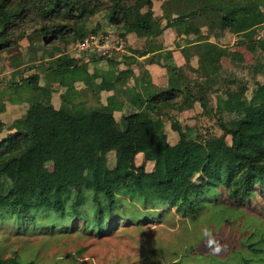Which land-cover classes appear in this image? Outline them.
I'll list each match as a JSON object with an SVG mask.
<instances>
[{
  "label": "trees",
  "instance_id": "trees-1",
  "mask_svg": "<svg viewBox=\"0 0 264 264\" xmlns=\"http://www.w3.org/2000/svg\"><path fill=\"white\" fill-rule=\"evenodd\" d=\"M156 3L163 10L159 18L154 12ZM195 11L198 13L193 14ZM206 11L213 16L207 32L199 24ZM103 13H107L111 30L103 31L102 44L109 40L110 32L119 34L127 44L130 34L153 40L173 27L188 43L184 51L187 63L191 65L197 57L198 71L207 79L221 69L224 57L243 60L239 50H235V56L230 53L233 38L235 48L245 46L253 54L260 49L264 54V42L258 41L264 30V0H196L185 5L181 0H0V55L26 38V28L21 25L28 21L38 25L34 31L42 38L39 43L64 46L70 42L74 50L87 38L99 37ZM92 20H97L96 26L89 28ZM56 38L58 43L53 42ZM86 55L91 57L88 61L85 56L60 52L44 63L63 76L75 72L85 61H115L122 52L114 48L111 59L92 50ZM40 59L30 68L15 72L20 76L19 83L17 78L1 79L16 83L17 90L30 87L36 91V97H28L21 111L17 100L9 99V125L0 120V223L8 219L16 224L14 234L30 229L46 237L92 230L101 235L121 224L137 225L174 210L184 218L196 219L208 203L217 200L220 188H225L232 200L241 201L258 194L256 183L264 192V82L258 83L251 99L245 96L248 83L241 82L238 90L223 92L225 97L221 96L215 107L208 92L199 96L187 88L192 78L184 67L171 63L175 78L167 87L158 88L152 82H147L148 87L141 85L152 92L148 99L140 95V100L154 114L146 110L118 119L116 110L125 105L113 96L92 108L54 104V96L46 97L36 90L41 86L39 71L30 73L44 64L45 59ZM259 64L255 73L264 72V62ZM118 73L115 83L125 87L132 70ZM186 95L207 115L235 114L221 122L224 133L220 138L205 140L198 134L193 136L191 130H175L173 123L167 129L160 115L166 112L171 120L179 119L172 109L183 110ZM5 104L0 114L6 110ZM11 113L16 116L12 120ZM82 120L88 121V128L82 126ZM169 132L178 137L176 143L169 142ZM227 137L232 140V149L240 141L238 150L244 156L235 151L231 156L211 154L209 145ZM193 142L202 152L199 162ZM74 221L82 227L72 226ZM33 255L25 262L39 264L40 253L35 246ZM20 261L16 256L0 257V264Z\"/></svg>",
  "mask_w": 264,
  "mask_h": 264
},
{
  "label": "rangeland",
  "instance_id": "rangeland-1",
  "mask_svg": "<svg viewBox=\"0 0 264 264\" xmlns=\"http://www.w3.org/2000/svg\"><path fill=\"white\" fill-rule=\"evenodd\" d=\"M194 1L196 0H181V4L185 5ZM154 12L156 17H162L163 10L160 8V3H156ZM196 13L198 12L195 11L193 14ZM106 15L107 13L102 14L101 23L103 26L98 30L99 37H97V40L95 37V44L92 47L93 49L90 50H78V47L72 50L70 42H66L64 46H44L39 43L42 38L39 39L35 36L34 30L38 25L33 26L30 21L22 24L21 27L26 28V38L21 40L18 46H12L9 51L0 55V108L3 103H6V110L0 114V120L9 125L10 116H6V113L9 114L11 109V104L8 103L9 99L17 100L21 111L26 108L28 97H36V91L30 89V87L17 90L16 83L11 85L2 81L17 78L16 82L19 83L20 76L17 77V73H15L17 70L30 68L33 64L38 63L41 57L47 60L48 56L52 57L60 54V52H70V54L78 57L85 56L88 61L91 57L86 55L87 51L92 50L103 55L106 53L104 50H110L111 48L113 50L115 46L117 51L128 47L126 40H122L119 34L115 32H110L109 40L103 44L101 43V38L105 36L103 31L111 30L108 27ZM212 17L207 11L201 15L199 24L204 27L205 32L212 26L209 24ZM96 23L97 20H92L89 22L88 27L94 28ZM206 23H208V27L205 26ZM174 29H170L171 31L164 35V39L163 37L160 38L166 45L164 64L165 72L168 73V75L166 74L167 78H161L162 82H171L175 78L169 67L173 62L184 65L186 73L196 76L194 71L191 70V65L185 63V59L183 60L181 57L183 49L188 43L175 42ZM131 35L136 36L135 33ZM260 37L261 39L259 38L258 41L264 42V30ZM178 39L176 36V40ZM182 40L180 38L179 41ZM53 42L58 43L59 41L56 38ZM65 46L66 49L64 50ZM103 47L106 49L102 52L99 51ZM242 48L245 66L241 70L237 67L232 69L230 60L224 59V67L220 71L221 83L219 89L225 90V94L227 90H238L242 85L241 82H247L248 87L245 96L251 99L258 83L264 82V72L255 73L254 71L259 61L264 62V54L260 49L254 54L250 53L245 46L238 47L237 50L241 51ZM235 50L236 48L232 46L230 53ZM109 55L107 57L111 59V55ZM173 56H177V60ZM87 61L83 62L75 72L63 74V76L48 69L45 63L39 69H33L30 73L39 71L41 79V86L36 87V90L39 89L46 96H54L55 92L53 90H56V92L62 91L60 94L57 92L60 102L55 99L53 102L59 106L71 107V105H75L80 108L100 106L103 99L100 102H95V99H93L94 94L90 93V95L85 96V92L88 93L97 86L102 71L95 64L105 63V59H99L96 62ZM103 83L105 88L112 87L110 82L104 81ZM186 87L192 88L199 96L206 93L202 81L194 84L188 83ZM64 90L66 93H63ZM131 92L135 97L137 96L136 88H132ZM83 96L85 97L83 98ZM32 99L34 101V98ZM87 99L89 100L86 107L83 100ZM213 100L215 101L214 98ZM182 102L184 106L192 105V108L182 113L179 122L177 120L173 122V128L175 130L179 128L187 131L191 130L193 136L198 134L205 140L214 137L220 138L224 133L221 122H226L235 115L218 112L215 114L216 117L209 114L208 116L206 111L200 108L198 102L191 100L187 95ZM214 106L216 107L215 104ZM126 114H128V108L125 106L117 108L116 116L118 119ZM175 114L177 112L173 113V115ZM10 115L12 120V116L15 115L13 113ZM187 116H194L195 120L185 124L184 119ZM163 119L166 120V118ZM81 122L84 128L89 127L88 121L82 120ZM151 138L153 139L154 135H151ZM168 138L171 143L170 137ZM232 145L231 138L227 137L226 140H219L209 145V150L215 156H231L233 151L240 156H244L238 150L240 141L237 147L234 146L233 149ZM191 146L195 153V159L199 162L202 158V152L197 148L195 142ZM147 167H150V163L147 164ZM255 188L259 192L249 201L247 199L244 201L240 199L232 200L227 190L220 188V195L217 200L211 202V204L208 203L196 219L184 218L182 214L174 210L154 218V221L150 219L137 225L132 223L121 224L112 231L101 235L92 230L84 234L62 235L61 237V234L55 233L51 237H46L42 233H34V230L30 229L14 234L17 231L16 224L8 222V219H1L0 257L1 259H8L16 256L19 261L21 259L19 264H28L25 261L33 259V246H35L40 253L38 258L41 262L39 264H167L176 261L180 264H264V192L261 184L256 183ZM75 225L82 227L80 222L74 221L72 226Z\"/></svg>",
  "mask_w": 264,
  "mask_h": 264
},
{
  "label": "crops",
  "instance_id": "crops-1",
  "mask_svg": "<svg viewBox=\"0 0 264 264\" xmlns=\"http://www.w3.org/2000/svg\"><path fill=\"white\" fill-rule=\"evenodd\" d=\"M172 28L173 27L167 28L163 32L162 35L154 38L153 40L147 39L146 37L140 38L137 36H132L131 34L128 35L127 45H128V47L129 46L131 47V50H129V49L121 50L122 55H120V58H117L115 61L114 60H106L105 63L99 62V63L95 64V66H97L101 69L102 73L99 75L97 86H95L90 92H88V93L85 92V94H86L85 96H88V95H90V93L91 94L93 93L94 94L93 99H95V102H98V101L100 102V100L103 99L102 102H105V103H107L109 98L111 96H113V97L117 98L118 100L123 99L122 101L124 102L125 107L128 108V114L140 112V111H146V110L150 111L151 114H154V112H152V110L149 108L147 103H144V102H142V100H140V95H142L145 99H148V97L152 94L151 91H146L144 89V87H148L147 82H152V84H155L158 88L167 87L168 84L170 83V82H164V81L162 82V80H161V78H167L168 73L165 72V64H164V61H165L164 49L166 48V45L164 44L163 41L160 40V38L163 37V39H164L165 38L164 35H167V32L171 31L170 29H172ZM174 30H175L174 31V36H175L174 41L179 42L180 44H184L185 42L179 41L181 37H184V35L179 36L176 32V29H174ZM176 36L179 38L178 40H176ZM234 40H235V38L231 39L230 45L233 46ZM137 44H138V46H137ZM187 45L184 47L183 52H182L181 57L183 58V60L185 59L184 51H185V48L187 47ZM241 47L242 46H240V48ZM134 49L144 50L147 52H144L143 54H137L135 51H133ZM240 52H241L240 56H242L243 48ZM234 53H236V52L235 51L233 52V55L235 56ZM126 54H128V55L125 58ZM58 55L59 54H56L55 56H52V57L48 56L50 58L47 57V60H49V59L51 60ZM152 57H154V59L150 60ZM173 58L177 60V56H173ZM173 58H172V60H173ZM233 58L224 57L221 60V65H222L221 69H219L217 74L212 76L211 79H207L206 77H201V75L198 71L199 65H198L197 57L195 59H193V61L190 63L191 64V70L194 71L196 76H192L191 74L187 73L192 78V81L189 82V84H194L196 82L202 81L203 85L205 86L206 93L208 92V95H209V98L211 101L210 104L214 103L217 106L218 99L221 96L225 97V95L223 94V92L225 90L219 89L220 83H221L220 82V80H221L220 71L223 69L224 63H225L223 60L224 59L230 60V64H231L232 69H236V67H237L241 70L245 66L244 65L245 63H243V60L240 61L238 58H235L236 60H233ZM184 61H185V63H187L186 59ZM94 62H96V61H94ZM173 63L174 64L177 63L176 65L179 67H185L184 65L183 66L180 65L178 62H176V63L173 62ZM259 63H261V61H259L257 63V65H256L257 68L260 67ZM99 68H97V69H99ZM128 69L132 70V74H133L130 76L128 84H126L125 87L118 86L117 83H115L114 78L119 75L118 72H123V71H126ZM255 70L256 69H254V71ZM120 75H121V73H120ZM104 81L110 82L112 84V87L105 88L104 83H103ZM167 81H168V79H167ZM144 82H146V83H144ZM145 84H147V85H145ZM141 85H143L144 87L142 88ZM100 86H101V88H100ZM132 88H136V94H137L136 97L131 92ZM152 91H154V89H152ZM57 92L54 95V99L57 102H60V99H58V96L60 93H62V91H59L58 92L59 94ZM63 93H66V91L64 90ZM44 96H46V95L44 94ZM85 96H83V98ZM46 97H48V96H46ZM212 97L215 99V101L213 100ZM88 100L89 99L83 100V101L85 102V104H88ZM190 108H192V105L184 106L183 110H181V111H176V109H173V113L177 112L176 115L179 117V119L174 117L171 120L169 117H167L166 112L162 113L160 116H161V118H166L165 123H166L167 129L172 128V123L174 121L177 120L179 122L181 120L182 113L186 112ZM200 108L202 109L201 106H200ZM171 113L172 112H170V114ZM184 120H185V124H187V122L191 123L195 120V117L194 116H187V117H185ZM169 137L171 140V144L176 143L178 140V137H176L175 133L169 132Z\"/></svg>",
  "mask_w": 264,
  "mask_h": 264
},
{
  "label": "built area",
  "instance_id": "built-area-1",
  "mask_svg": "<svg viewBox=\"0 0 264 264\" xmlns=\"http://www.w3.org/2000/svg\"><path fill=\"white\" fill-rule=\"evenodd\" d=\"M95 37L96 36H91L90 38H87L86 40H85V42L84 43H79L78 45H77V49L78 50H90V49H93L92 47H93V45L95 44ZM96 40H97V37H96ZM101 41V40H100ZM101 44V43H100ZM115 49L117 48L116 46L114 47ZM104 49H106L105 47H103L102 49H99V51H103ZM106 53L105 54H103V55H112V48L110 49V50H104ZM109 55V56H110Z\"/></svg>",
  "mask_w": 264,
  "mask_h": 264
}]
</instances>
